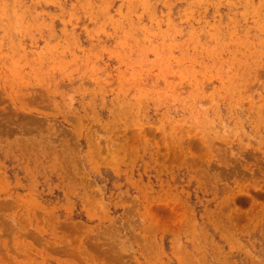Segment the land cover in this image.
Returning <instances> with one entry per match:
<instances>
[{
	"label": "rangeland",
	"instance_id": "374dc122",
	"mask_svg": "<svg viewBox=\"0 0 264 264\" xmlns=\"http://www.w3.org/2000/svg\"><path fill=\"white\" fill-rule=\"evenodd\" d=\"M0 264H264V0H0Z\"/></svg>",
	"mask_w": 264,
	"mask_h": 264
}]
</instances>
